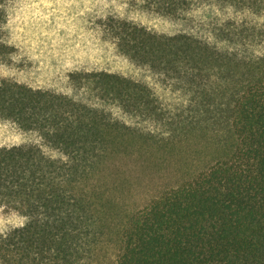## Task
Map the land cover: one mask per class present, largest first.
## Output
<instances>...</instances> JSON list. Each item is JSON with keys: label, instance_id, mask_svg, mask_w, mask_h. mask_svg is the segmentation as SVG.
I'll list each match as a JSON object with an SVG mask.
<instances>
[{"label": "trees", "instance_id": "obj_1", "mask_svg": "<svg viewBox=\"0 0 264 264\" xmlns=\"http://www.w3.org/2000/svg\"><path fill=\"white\" fill-rule=\"evenodd\" d=\"M140 1L175 17L205 4L264 15V0ZM6 3L2 63L13 50ZM211 19L224 46L103 21L118 52L186 95L172 111L146 85L108 71L70 74L100 106L0 78V118L39 139L0 146V205L25 218L0 231V264H264V23Z\"/></svg>", "mask_w": 264, "mask_h": 264}, {"label": "rangeland", "instance_id": "obj_2", "mask_svg": "<svg viewBox=\"0 0 264 264\" xmlns=\"http://www.w3.org/2000/svg\"><path fill=\"white\" fill-rule=\"evenodd\" d=\"M109 15L133 21L158 33H190L218 46L225 43L212 37L211 18L246 17L251 22L264 23V15L253 16L231 8L221 10L207 4L175 17L148 9L140 0H7L4 38L13 50L9 61L0 62V78L55 90L100 106L103 103L74 83L70 74L108 71L146 85L159 103L170 111L182 107L186 102L185 94L175 90L159 74L116 50L103 28V21ZM105 107L118 119L143 129H153L143 117L129 116L113 105ZM38 140L34 134L0 118V146ZM50 152L59 156L56 151ZM125 167L128 175L138 181L139 168L129 162ZM24 221L19 213L0 205V231L20 226Z\"/></svg>", "mask_w": 264, "mask_h": 264}]
</instances>
